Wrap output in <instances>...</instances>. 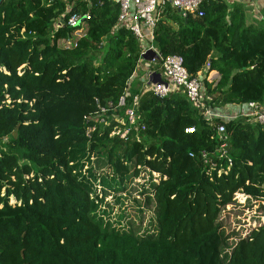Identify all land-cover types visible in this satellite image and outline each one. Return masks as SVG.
<instances>
[{
  "label": "trees",
  "instance_id": "trees-1",
  "mask_svg": "<svg viewBox=\"0 0 264 264\" xmlns=\"http://www.w3.org/2000/svg\"><path fill=\"white\" fill-rule=\"evenodd\" d=\"M202 10V18H184L167 6L154 31L158 53L179 55L191 75L202 73L211 111L264 105V19L248 24L244 6L224 0H205ZM120 13L109 0L0 6V143L8 139L0 152V264H264V221L244 234L223 212L236 193L264 201L260 125L238 111L210 121L181 92L141 96L142 140L111 137L113 126L98 124L100 109L116 108L144 60ZM73 14L89 16L87 31L62 48L81 27L66 25ZM141 169L160 179L158 232L112 231L97 220V186L120 189ZM104 170L110 174L97 176Z\"/></svg>",
  "mask_w": 264,
  "mask_h": 264
},
{
  "label": "rangeland",
  "instance_id": "rangeland-1",
  "mask_svg": "<svg viewBox=\"0 0 264 264\" xmlns=\"http://www.w3.org/2000/svg\"><path fill=\"white\" fill-rule=\"evenodd\" d=\"M263 11L264 8L261 14H259L260 17H264ZM253 20L254 18L251 19V21ZM57 23L54 25L55 29L57 28ZM86 31L87 26L85 24L81 25L80 29L76 30L69 39L59 42L60 47L67 49L73 48L76 41L84 37ZM143 45L145 49L146 47L152 46L151 39L149 40L147 38L146 43ZM140 65L138 68H144L146 72L142 78L141 71L137 68L135 76L138 79L133 80L129 85L128 91H126V107L121 109L108 108L98 114V124L102 125L103 128L113 126L111 137L118 135L120 138L124 137L127 141L142 140L139 136L140 132H142V126L137 123V128H134L130 116L135 113L130 112V109L133 108L135 99H140L146 93L145 91L148 90L149 80H147V73L153 70L160 71V65L158 62H144V60L141 61ZM215 79L216 74H210L209 80L214 81ZM129 99L131 100L129 101ZM228 111H230L229 113L231 115L237 111L239 114H245L247 108L244 106L233 107V109L229 108ZM239 116L243 118L242 114ZM253 125L255 126L257 124ZM7 141L8 139H5L0 143V152L4 149L3 145ZM86 170L87 167L84 171ZM139 171V175L137 176L135 173L127 176L124 185L120 189H109L97 186V194L100 199L97 203L98 209L96 211V217L98 221L112 231L146 237L156 235L158 232L157 203L153 191L160 179L158 175L151 173L147 169H141ZM109 174V170H104L98 172L97 176L106 177ZM11 201L14 202L13 199ZM223 212L226 217L230 215L229 217L232 220L234 219L235 221L236 219L239 222L236 224L232 223L231 230L234 227L238 230L243 229V233L246 234L247 230L255 225L254 221L256 219L264 221V201L251 200L243 193H236L233 203L228 205Z\"/></svg>",
  "mask_w": 264,
  "mask_h": 264
},
{
  "label": "built area",
  "instance_id": "built-area-1",
  "mask_svg": "<svg viewBox=\"0 0 264 264\" xmlns=\"http://www.w3.org/2000/svg\"><path fill=\"white\" fill-rule=\"evenodd\" d=\"M120 6V16L119 24L125 25L130 29L135 36L140 40L141 45L146 43L148 38L151 41L154 40V31L162 19L163 12L167 6H171L173 9H176L184 18L193 16L194 18H202L205 15V12L202 10V5L205 0H109ZM89 18L88 15L73 14L67 19L66 25L69 27H77L79 25L85 24V21ZM264 19V17L260 18ZM63 21L58 23L57 28H59ZM144 48V47H143ZM153 49V46L144 48L143 54L149 50ZM156 51V50H155ZM158 54V58L153 61V63L158 62L162 69V81L163 83L150 84L148 85V90L145 91L153 93L155 96L164 99L168 97L173 92H181L186 95L187 99L194 107H197L205 112L206 117L210 121H213L215 118L223 119H232L236 118L237 115L227 114L225 116H216L213 111L207 108L203 101L202 91L204 89V77L202 73H198L197 76L191 75L185 65L184 60L179 55H170L167 57H162ZM209 65H207V68ZM150 77L152 74L150 73ZM127 96V95H126ZM126 96L120 98L116 108L121 109L126 107ZM138 98L135 99L133 108L130 109V112L135 114L131 115L130 118L133 122L134 128L136 124L142 126V117L138 111L139 106ZM109 107L113 108V104L109 103ZM247 111L245 114H242L243 117L249 118L250 122L253 124L260 125L264 130V105L260 103H249L247 106ZM107 108H101V111H105ZM99 112V113H100ZM95 130V127L89 128L87 135H90L91 132ZM225 126L220 125L217 128V135L220 139L224 138ZM187 133H194L195 128H189L186 130ZM122 139H125L122 137ZM226 143L220 145L217 150L219 158H227L226 155ZM201 157L204 160L205 164L211 165L213 168L215 165L212 164L209 160V153L206 151L201 152ZM231 164V160H228Z\"/></svg>",
  "mask_w": 264,
  "mask_h": 264
},
{
  "label": "crops",
  "instance_id": "crops-1",
  "mask_svg": "<svg viewBox=\"0 0 264 264\" xmlns=\"http://www.w3.org/2000/svg\"><path fill=\"white\" fill-rule=\"evenodd\" d=\"M224 1H226L227 3H229V4H234V3H240V4H242L243 6H244V9H245V11H246V15H247V21H248V24H252V23H254V21H257V20H259L260 18H262L263 16H259V14H261V11L263 10V8H264V0H224ZM262 9V10H261ZM264 12V11H263ZM254 18V20L253 21H251V19H253ZM260 17V18H259ZM154 41H152V46H153V48L157 51V49L155 48V46H154V43H153ZM143 47H144V45H143ZM145 48V47H144ZM147 48V47H146ZM144 62H146L145 60H144ZM141 66V65H140ZM138 69H140V71H141V76H142V78L144 77V75H145V69L144 68H138ZM160 71H157V70H153V71H150V72H148L147 73V80H149L150 81V73L151 74H153V73H158V74H161V77L163 76L162 75V69H161V67H160V69H159ZM209 70V67L208 68H206V71H208ZM136 79H138V77H136L135 75H134V79L133 80H136ZM132 80V81H133ZM132 81L130 82V84L132 83ZM148 81V82H149ZM214 112V114L216 115V116H225V115H227L228 113H226L227 111H225V112H216V111H213Z\"/></svg>",
  "mask_w": 264,
  "mask_h": 264
},
{
  "label": "water",
  "instance_id": "water-1",
  "mask_svg": "<svg viewBox=\"0 0 264 264\" xmlns=\"http://www.w3.org/2000/svg\"><path fill=\"white\" fill-rule=\"evenodd\" d=\"M2 3H3V0H0V6L2 5ZM157 58H158V54L153 49H149L143 54V59L147 62H152ZM157 83H163L161 74L153 73L150 78L149 85L157 84Z\"/></svg>",
  "mask_w": 264,
  "mask_h": 264
}]
</instances>
